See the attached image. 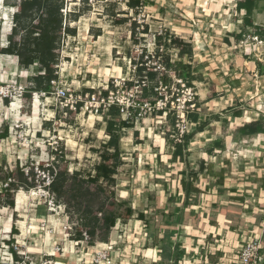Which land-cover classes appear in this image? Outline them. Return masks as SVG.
Returning <instances> with one entry per match:
<instances>
[{
	"label": "rangeland",
	"instance_id": "1",
	"mask_svg": "<svg viewBox=\"0 0 264 264\" xmlns=\"http://www.w3.org/2000/svg\"><path fill=\"white\" fill-rule=\"evenodd\" d=\"M20 1L0 0L1 44L8 42V36L15 26L13 16L18 11L16 5ZM200 1L205 3L208 12L213 14L219 5L223 7L231 5L235 8L238 0H129V2L128 0L94 2L64 0L61 9L63 28L56 50L58 61L54 65L59 85L71 88L75 93H84L86 89H96L95 91L104 89L113 80L116 82V79H134V63H130L134 52L139 51L140 54V51L145 49L151 56L150 59L145 56V59L159 64V59L154 58L157 47L155 34L160 30L165 32L166 29L175 34V30L172 32V27L181 24H175L173 21L192 16L191 11L186 7L196 6ZM197 12L201 10L195 11ZM39 13V11L30 13L35 18L33 27L39 25L37 20ZM116 16L128 17L130 21L118 24L115 22ZM134 21L139 25L136 31H142L144 24L149 25V33L138 34V42L134 41L131 31ZM257 21L261 23L259 25L264 26V11L258 14ZM191 23L196 27V32L208 31L209 26L203 22L191 20ZM25 27L23 24L22 29ZM66 27L75 29V34L67 32ZM254 31L255 28H246L242 48L244 51H249L248 55L254 54L255 57L264 60V40L254 34ZM99 33L102 37L98 36ZM182 35L184 38L186 34L182 33ZM169 53L174 62L182 60L178 56V49L172 48ZM0 71L1 78L8 82H13L15 77L20 82L21 79L35 76L40 72L38 62L25 68L17 64L16 57L7 61L5 56H0ZM6 74H8L7 78ZM178 78L182 77L173 74L168 84L171 92L168 93L167 89L163 92L169 99H172V95L179 98L182 105V101L190 94L188 89L177 81ZM27 84L29 86V80ZM28 90L32 96L27 101L22 103L17 101L19 104L12 108L0 106V135L4 133L6 127L9 129L6 137L0 136V164L9 169L20 166L26 172L33 168L36 173L33 180L36 186L21 187L15 192L14 207L0 206V246L8 242L16 243L18 239L24 243L23 249L27 255L38 262L52 259L65 264H147L149 262L147 260H150L147 253L151 254L147 248L151 247L146 245L144 223L137 218L138 211L147 207L144 191L149 188L152 193L164 195L174 193L178 180L171 179V175H176L183 166L180 162L174 163L169 158L173 150L172 140H176L178 134L172 132L168 139L160 128L167 122L170 111L160 116L157 114L158 110L150 111L146 106L141 109L142 116L135 120L134 129L139 130L143 143H135L134 129L125 130L121 140L125 165L121 166L118 174L115 175L116 196L120 201L132 204L137 212L127 222L119 220L112 228L108 239L98 240L95 245H91L88 240H74L79 216L63 202H57L52 198V194L45 187L48 185L49 173L44 171L40 164L44 167H53L56 162L61 161L62 164L68 165L70 172L93 168V164L100 159V154L93 149H99L108 139L104 131L103 118L100 113L92 116L89 110L78 114L57 107L54 95L51 94L53 88L47 93L51 98L41 97L36 110L32 92L37 90L30 88ZM192 90L196 93V103L199 104V107L196 106L192 110L199 109L204 114L200 101L204 90L197 85ZM256 92L259 94L256 95ZM256 92H251L249 89L242 92L245 100L249 99V94L256 95L250 105L243 102L245 108L252 109L258 105L257 103H262L264 96L261 90L256 89ZM83 97L86 99L85 95ZM178 103L175 105L178 106ZM171 112L176 114L175 111ZM194 127L188 122L186 130L191 131ZM194 140L191 141V147L196 143ZM61 154L65 157L59 159L57 155ZM158 155L161 156L163 165L158 162ZM190 159L191 162H196L195 156ZM154 170L159 174V178L163 177L170 182L168 190H164L162 184L156 185ZM51 200H54V204ZM101 215L99 213V216ZM13 227H17L18 233L12 231ZM185 231L181 234L180 245L185 243L188 245L192 242V236L197 237L199 234L192 229ZM206 233L199 237L202 245L206 243ZM236 241L239 242L237 237L232 239L234 244H237ZM54 251L55 256H53ZM104 251H108L109 261L99 262V254ZM232 252L236 255L237 250ZM156 253L154 252L155 255Z\"/></svg>",
	"mask_w": 264,
	"mask_h": 264
},
{
	"label": "trees",
	"instance_id": "2",
	"mask_svg": "<svg viewBox=\"0 0 264 264\" xmlns=\"http://www.w3.org/2000/svg\"><path fill=\"white\" fill-rule=\"evenodd\" d=\"M262 0H238L237 10H244V20L242 31L239 37L246 32V28H255L253 32L257 36L264 39V26L256 23L254 15L257 4ZM129 2V0H128ZM142 4L144 2L142 1ZM16 6L18 11L14 14L15 26L12 28L11 34L8 36L7 47L1 46L0 36V54H14L19 56V63L23 67H30L35 62L39 63V71L35 76H29V88L31 90L51 89V81L58 78L54 65L58 61L56 52L60 32L63 28V13L61 9L64 6V0H21ZM39 11L37 20L38 26L33 27L35 18L30 13ZM126 12H123L125 14ZM130 21L128 17H117L118 24ZM23 24L25 28L22 29ZM139 25L136 21L132 23V34L135 42H138V34H148L149 25L144 24L142 31H136ZM67 32L75 34L76 30L67 28ZM245 31V32H244ZM100 34V33H99ZM156 50L154 58L159 59L164 67L163 71L155 69V65L145 59L151 58L147 54V50L142 53L134 52L132 62L136 65L134 79L129 80V86L135 84V80L142 82L147 80L145 85L141 86L139 100L141 102L156 101L161 96L156 91V87L160 81L169 84L171 76L177 75L182 77L188 86H193L192 78L195 74L191 61L194 58V47L191 42L180 37L169 30L161 34H155ZM162 48V50H161ZM178 49V56L186 61L174 62L170 57V50ZM139 55V56H138ZM262 74H264V63L257 61ZM42 72V73H41ZM194 87V86H193ZM218 95L215 88L209 95V98H215ZM30 97L31 95L28 94ZM199 107V104H197ZM162 113L163 111H159ZM228 112L234 116H240L241 109L236 107H228ZM105 123V134L108 139L99 149H93L100 154V159L93 164V168L86 171L79 169L70 172L66 163L56 162L53 167H40L44 171H48L51 177L49 185H45L57 202H63L73 213L79 216L74 240H85L87 233L89 243L95 245L98 240L105 241L117 222H127L132 219L137 212L132 204H126L120 201L116 196L117 179L121 166L125 165L124 153L121 148V140L125 130L135 128V120L129 121L121 118V110L117 105H112L108 110L101 114ZM187 121L195 127L191 131H187L180 140H172L173 150L171 156L173 162H180L183 166L178 170L176 175H171V179L176 178L178 185L174 193L158 194L147 188L144 191V197L147 200L145 210L138 211V219L144 223L146 232V245L154 248L156 255L152 264H181L183 252L179 250V240L181 234L186 229L200 230L201 234H205L206 222L204 218H208L211 226H219L218 217L214 214H221L225 217L226 225L230 230H235L243 221V208L237 204H229L221 206L218 203L211 204V214L204 212L201 215L194 207L199 205V195L205 193L212 184L209 183L205 189L201 186L202 178L206 174L213 175L215 171L210 165H206V160L200 158L198 152L190 150V142L195 138L196 134L203 132L209 126L221 119L220 113L202 114L199 109L186 112ZM177 116L175 113L169 112L167 122L160 126L162 134L166 138H170L171 133L178 134L176 127ZM8 127L0 136L3 138L8 135ZM242 133L253 134L257 132V127L245 124L240 129ZM135 143L140 144L138 129H134ZM224 146V139L215 142V146ZM208 153L214 152L213 148L206 149ZM63 152V151H62ZM59 154V153H58ZM196 157L198 167L192 164L191 157ZM59 159L64 155H57ZM63 160V159H62ZM157 160L163 165L161 156L158 155ZM29 172L23 170L20 166L15 169L5 168L0 164V206H15V192L21 187H35L34 169ZM221 173V171H220ZM156 174V175H155ZM156 185L162 184L164 190H168L170 182L163 177L159 178V174L154 170ZM167 192V191H166ZM43 212V211H42ZM99 213L102 215L99 216ZM12 231L18 233L16 227ZM200 235L192 236L193 244L201 239ZM207 234V233H206ZM220 238L212 232L207 234L205 241L208 245L213 244ZM223 252L217 250L214 254L208 253V258L212 264H221Z\"/></svg>",
	"mask_w": 264,
	"mask_h": 264
},
{
	"label": "crops",
	"instance_id": "3",
	"mask_svg": "<svg viewBox=\"0 0 264 264\" xmlns=\"http://www.w3.org/2000/svg\"><path fill=\"white\" fill-rule=\"evenodd\" d=\"M236 5L237 3L235 8L231 5L227 7L219 5L217 11L212 14L208 12L205 3L200 1L196 6L186 7L192 16L173 21L182 27H172V32L175 30V34L179 33L180 37L185 33L184 38L194 47V58L191 63L195 74L192 85L201 86L204 90V95L200 97L202 112L205 115L211 111L222 114L219 121L196 134L193 138L196 141L193 147L191 142L189 145L190 150L198 152L199 157L206 160L207 167L210 165L215 171L213 175L206 174L205 178H202L203 189L209 183L212 184V188L199 195V205L194 208L200 211L201 215L204 212L211 214L212 203L221 206L237 204L243 208V221L235 230L229 229L225 217L221 214H214L218 217L219 226H211L209 219L204 218L203 221L207 223L205 227L207 234L212 232L220 238L210 245L207 242L202 245L201 240L196 244L193 242L188 245L179 244V250L183 252L181 264H212L208 253L214 254L217 250L223 252L221 264H235V255L232 251H238L245 241L252 237H260L264 243V100L261 104L257 103V106L253 105L252 109L243 106V102L250 105L252 98L259 94L256 89L261 90L264 96V74L257 65V61L264 63V60L255 57L254 54L248 55L249 51L243 50L245 34L239 36L245 11H238ZM198 8L201 12L195 13L199 11ZM263 11L264 0L259 1L255 9L254 18L257 24H261L257 18ZM191 20L207 24L208 31L196 32ZM98 36L102 37L101 33ZM212 88L218 93L215 98H209ZM246 89L256 92V95L249 94V99L245 100L242 92ZM230 106L241 109V115L234 116L228 112ZM245 124L256 126L257 132L242 133L240 129ZM221 139H224V146H215V142ZM213 147L214 152L206 151ZM169 158L172 159V156L169 155ZM192 164L198 167L197 162ZM194 231L198 232V235L201 234L200 230ZM235 237L239 240L236 241L237 244L232 242ZM147 251L151 252L147 253L150 257L147 264H152L157 255L154 254V248H147Z\"/></svg>",
	"mask_w": 264,
	"mask_h": 264
},
{
	"label": "built area",
	"instance_id": "4",
	"mask_svg": "<svg viewBox=\"0 0 264 264\" xmlns=\"http://www.w3.org/2000/svg\"><path fill=\"white\" fill-rule=\"evenodd\" d=\"M3 1V0H1ZM82 1V0H79ZM92 2L96 0H90ZM163 33V30L158 31V34ZM8 42L4 44L2 42V47H7ZM162 50V48H161ZM139 52V51H138ZM142 53V51H140ZM0 56H5L7 61H10V58L16 57L17 64L19 63V56L14 54H0ZM151 62V61H149ZM130 63H132V59H130ZM153 63V62H152ZM155 69L159 71H163L164 67L161 63L154 64ZM134 71L136 69V65L134 64ZM26 68V67H25ZM40 73V72H39ZM42 73V72H41ZM57 73V71H56ZM0 71V106H5L7 108H12L14 106V102L27 101L31 96H28V77L24 80H15L13 82H8L1 78ZM29 75V74H28ZM8 74H6V78ZM133 80L132 78H122L120 80L116 79V82L113 80L111 83L104 89H100L95 91L94 89H86L83 93H75L71 88L60 86L57 78L51 81V89L53 88V92L51 94L54 95L56 100V106L62 108L63 110H71L74 113H80L81 111H90L92 115L102 114L103 111L108 110L112 105H117L121 110V118L123 120L129 121L131 119H139V116H142L141 109H144L145 106L149 107L150 111L158 110V115L163 116L167 114L169 111H175L177 116L176 127H178V137L176 140H180L182 136L187 132L186 125L188 124L186 112L192 108L197 106L196 103V93L193 92L192 86H188L183 78H178L177 81L181 82L185 86V88L189 91V97H186L180 104V99L173 97L169 99L167 94L163 91L166 89L168 93L171 92L170 86L160 82V84L156 87V91L161 96L158 100L153 102H141L139 100V94L141 93V86L147 83V80H143L140 82L139 80H135V84L133 86H129L128 81ZM50 89V90H51ZM49 91L45 90H37L33 91V104L35 106L36 101L40 102L41 97L51 98L47 96ZM175 93V92H173ZM83 95H85L86 99H84ZM171 95V94H170ZM178 103V106L175 104ZM39 106V105H38ZM21 107V106H19ZM22 108V107H21ZM159 111H163L160 113ZM51 182V177L49 176L48 185ZM54 199V197L52 196ZM51 203L54 204V200H51ZM12 232V231H10ZM86 236L85 240L89 239L87 233H84ZM24 243H21L18 239L16 243H3L0 246V264H65L57 261H53L52 259H45L40 262L33 260L30 256L27 255L26 251L23 249ZM56 255L54 251L53 256ZM109 261L108 251L101 252L99 254V262ZM235 264H264V243L260 237H252L245 241L243 245L237 251L235 258Z\"/></svg>",
	"mask_w": 264,
	"mask_h": 264
},
{
	"label": "bare ground",
	"instance_id": "5",
	"mask_svg": "<svg viewBox=\"0 0 264 264\" xmlns=\"http://www.w3.org/2000/svg\"><path fill=\"white\" fill-rule=\"evenodd\" d=\"M19 104V102H14V106H17ZM38 105H39V102H38V100L36 101V103H35V108H36V110L38 109ZM92 116H94V115H92Z\"/></svg>",
	"mask_w": 264,
	"mask_h": 264
}]
</instances>
